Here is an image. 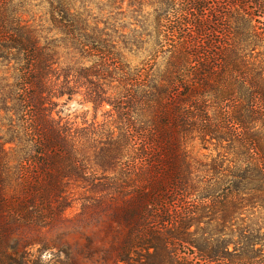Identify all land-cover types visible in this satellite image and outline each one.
I'll return each mask as SVG.
<instances>
[{
  "label": "trees",
  "instance_id": "obj_1",
  "mask_svg": "<svg viewBox=\"0 0 264 264\" xmlns=\"http://www.w3.org/2000/svg\"><path fill=\"white\" fill-rule=\"evenodd\" d=\"M109 1L141 30L118 40L88 0H0V251H26L16 224L73 209L89 224L109 208L113 264H188L190 246L257 264L264 0ZM30 2L45 29L25 19ZM76 97L111 120L65 123L59 109Z\"/></svg>",
  "mask_w": 264,
  "mask_h": 264
},
{
  "label": "rangeland",
  "instance_id": "obj_2",
  "mask_svg": "<svg viewBox=\"0 0 264 264\" xmlns=\"http://www.w3.org/2000/svg\"><path fill=\"white\" fill-rule=\"evenodd\" d=\"M88 1L87 5L92 18L101 22V28L104 27L102 23H105L111 33L119 38L118 40H121V33L130 34L134 30H141L136 20L127 18L129 14L123 15L122 12L128 13L126 8L121 11V6L113 5L109 0ZM37 5L34 2L28 3L25 6L26 15L24 17L45 29L49 25L48 18L45 16V10ZM53 35L52 33L49 35L43 33V36L47 37ZM132 60L135 65L139 62L138 58L136 60L132 58ZM0 69H2L1 66ZM75 100L59 109L60 116L64 118L65 123L69 121L79 128L90 127L92 129L95 126L93 125L94 121L97 122L96 125H104L111 120L108 114V111L111 110L109 106L95 112L91 106L82 105L81 97H76ZM195 153L198 158L207 154L206 151L200 150L198 147L195 148ZM108 210L109 208L102 213L105 214L102 216L105 218L104 220L100 221L97 216L89 224H82L76 220L79 215L77 209L67 212L66 219L50 224H16L17 227H12V230L15 229L16 234L22 239L23 246L27 249L23 248L26 250L25 252L13 257L0 251V264H113L114 250H110L111 244L121 243V236H118L114 230H110V226L115 228L119 225L107 218V215H110L109 212H106ZM12 245L13 242L7 243L8 253ZM89 245L91 247L88 250ZM221 245L216 244L215 246ZM187 248L188 264H234V262L230 263V260L208 262L206 254L200 252L198 247ZM234 248L233 245L228 247L232 258L235 256ZM256 249L263 248L257 246ZM254 260L257 264L264 263V256L260 255L258 259Z\"/></svg>",
  "mask_w": 264,
  "mask_h": 264
}]
</instances>
